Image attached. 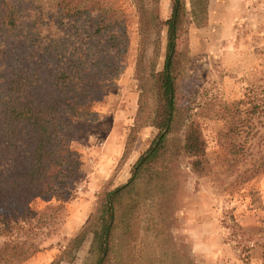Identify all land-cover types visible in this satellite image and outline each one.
I'll return each mask as SVG.
<instances>
[{
	"label": "rangeland",
	"instance_id": "obj_1",
	"mask_svg": "<svg viewBox=\"0 0 264 264\" xmlns=\"http://www.w3.org/2000/svg\"><path fill=\"white\" fill-rule=\"evenodd\" d=\"M182 1L183 31L174 42L181 66L175 106L182 111L181 121L200 124L208 171L192 173L189 160L180 156L166 164L171 181L164 196L145 192L144 183L128 231H118L111 264H264V0H206L201 26L190 15V0ZM40 2L44 9L52 8L47 0ZM109 2L126 26L123 70L96 87L91 113L72 119L61 133L79 161L72 191L30 204L33 213L42 214L26 218L28 229L16 238L33 243L38 251L19 264H49L57 257L93 215L96 195L127 181L132 164L157 133L153 127L137 129L119 164L137 108L133 68L138 35L132 1ZM170 7L169 0L146 2V9L162 22L169 18ZM80 41L67 42L62 61L78 54ZM166 46L165 26L157 36L147 30V73L151 67L161 69ZM150 85L149 79L146 117L155 105ZM238 120L243 123L240 131L228 132ZM6 239L0 236V246ZM89 245L90 235L72 259L60 264H93Z\"/></svg>",
	"mask_w": 264,
	"mask_h": 264
},
{
	"label": "trees",
	"instance_id": "obj_2",
	"mask_svg": "<svg viewBox=\"0 0 264 264\" xmlns=\"http://www.w3.org/2000/svg\"><path fill=\"white\" fill-rule=\"evenodd\" d=\"M32 1L0 0V236L7 238L0 246V264H19L38 251L16 235L27 231L26 218L42 214L31 210L35 199L47 202L72 191L79 161L61 133L72 119L91 113L96 87L122 72L128 44L124 20L118 19L109 0H47L51 9H44L40 0L32 6ZM131 1L138 35L133 68L138 95L119 164L126 159L137 129L153 127L157 133L132 164L127 181L96 195L87 224L49 264L72 259L88 235L93 264H111L118 231H128L144 183L145 192L164 196L171 181L166 164L172 165L180 156L189 160L192 173L208 171L200 124L194 119L181 121L182 111L175 106L181 66L174 42L183 31V1L169 0L170 15L163 22L146 9L148 0ZM205 2L190 0L189 12L197 26L205 22ZM162 26L167 35L162 67L159 71L151 67L147 73L143 65L147 30L157 36ZM80 37L78 54L62 61L67 42ZM33 56L39 59L32 61ZM149 79L155 105L146 117ZM242 126L241 120L233 122L228 132L236 134Z\"/></svg>",
	"mask_w": 264,
	"mask_h": 264
}]
</instances>
